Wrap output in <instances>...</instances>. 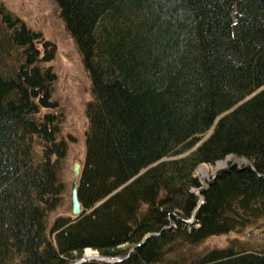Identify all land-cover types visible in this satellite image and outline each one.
<instances>
[{
  "label": "trees",
  "instance_id": "trees-1",
  "mask_svg": "<svg viewBox=\"0 0 264 264\" xmlns=\"http://www.w3.org/2000/svg\"><path fill=\"white\" fill-rule=\"evenodd\" d=\"M53 1L91 81L82 211L49 223L55 48L0 3V264H264V247L190 249L264 223V0ZM229 156L245 163L202 189L196 168Z\"/></svg>",
  "mask_w": 264,
  "mask_h": 264
},
{
  "label": "rangeland",
  "instance_id": "rangeland-1",
  "mask_svg": "<svg viewBox=\"0 0 264 264\" xmlns=\"http://www.w3.org/2000/svg\"><path fill=\"white\" fill-rule=\"evenodd\" d=\"M0 3L18 16L27 27L39 31L43 39L53 44L55 48L53 59L48 61L46 66L52 69L56 77L52 85V98L57 103L54 113L60 118L59 131L60 136L67 144V153L63 163L61 160V178L65 191L59 206L49 214L48 220L51 223L59 215H70L71 169L75 161L82 163L84 160L85 130L88 125L85 109L87 103L93 98L91 81L83 65L82 55L68 33L60 17L59 9L53 0H0ZM220 162L224 163L222 168H218V162L211 167L199 165L196 168L195 173L202 189L207 187L208 181H211L218 172L225 170L230 164L239 166L245 163L241 159L230 156ZM193 192L200 195L198 189H193ZM233 241L246 248L264 247V223L258 222L226 234L210 236L190 249L193 253H202L207 250L224 248ZM126 247L131 248L128 245L123 248ZM86 251L93 252V254L86 255ZM80 260L112 263L118 261V258L104 257L98 255L95 250L86 248L83 250Z\"/></svg>",
  "mask_w": 264,
  "mask_h": 264
},
{
  "label": "water",
  "instance_id": "water-1",
  "mask_svg": "<svg viewBox=\"0 0 264 264\" xmlns=\"http://www.w3.org/2000/svg\"><path fill=\"white\" fill-rule=\"evenodd\" d=\"M81 163L78 161H75L72 164V180H71V185H70V193H69V199H70V217L71 218H76L80 216L81 211H82V205L81 201L79 199L78 195V178L80 175L81 171ZM85 260H81L79 263L83 262Z\"/></svg>",
  "mask_w": 264,
  "mask_h": 264
},
{
  "label": "bare ground",
  "instance_id": "bare-ground-1",
  "mask_svg": "<svg viewBox=\"0 0 264 264\" xmlns=\"http://www.w3.org/2000/svg\"><path fill=\"white\" fill-rule=\"evenodd\" d=\"M217 166H218V168H222V167L224 166V163H222V162H218ZM87 250H88V249H87ZM90 253L93 254V252H90V251H86V252H85L86 255H89ZM98 255H99V254H98ZM89 257H90V256H89ZM107 259H108V258H107Z\"/></svg>",
  "mask_w": 264,
  "mask_h": 264
}]
</instances>
